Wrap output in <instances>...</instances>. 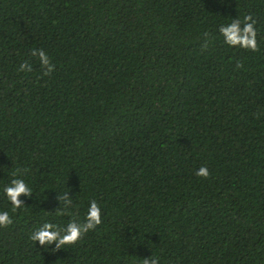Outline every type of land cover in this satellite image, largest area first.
<instances>
[{"label": "trees", "instance_id": "trees-1", "mask_svg": "<svg viewBox=\"0 0 264 264\" xmlns=\"http://www.w3.org/2000/svg\"><path fill=\"white\" fill-rule=\"evenodd\" d=\"M245 15L255 52L219 32ZM92 200L75 244L30 239ZM0 211V264H264V0H0Z\"/></svg>", "mask_w": 264, "mask_h": 264}, {"label": "clouds", "instance_id": "clouds-1", "mask_svg": "<svg viewBox=\"0 0 264 264\" xmlns=\"http://www.w3.org/2000/svg\"><path fill=\"white\" fill-rule=\"evenodd\" d=\"M256 21L251 15H245L243 22L239 19H233L232 22L226 26L219 28L220 34L224 37V42L229 46H239L241 48L251 50L253 52L258 50V44L256 40ZM31 55L38 57L42 68H44V75H49L55 65L51 63L48 55L40 50L34 49ZM236 67H241L237 62ZM18 70L31 71V65L27 61L21 63ZM22 169H17L12 173L14 177L10 183L3 188V194L11 203L13 209H19L24 205V202L19 199L21 196L31 197L32 191L23 178H20ZM196 175L207 179L210 175L207 167L201 166ZM58 201L61 203L62 208L57 212L59 215H64L65 210L72 207V198L68 196L66 191L62 195L57 196ZM101 209L95 200L90 201L87 213L83 222H79L76 219L70 220L66 226L60 227L51 222H45L34 230L30 239L34 242H39L41 246H48L55 244L53 251L61 249L64 245H73L79 241L87 232L95 229L101 224ZM12 223V218L7 211H0V227H7ZM159 257L145 258L142 264H158Z\"/></svg>", "mask_w": 264, "mask_h": 264}]
</instances>
